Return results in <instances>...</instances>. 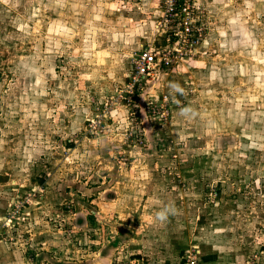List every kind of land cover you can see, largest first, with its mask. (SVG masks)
<instances>
[{
	"label": "rangeland",
	"instance_id": "obj_1",
	"mask_svg": "<svg viewBox=\"0 0 264 264\" xmlns=\"http://www.w3.org/2000/svg\"><path fill=\"white\" fill-rule=\"evenodd\" d=\"M182 4L0 0V264H264V0Z\"/></svg>",
	"mask_w": 264,
	"mask_h": 264
},
{
	"label": "built area",
	"instance_id": "obj_2",
	"mask_svg": "<svg viewBox=\"0 0 264 264\" xmlns=\"http://www.w3.org/2000/svg\"><path fill=\"white\" fill-rule=\"evenodd\" d=\"M174 3L176 8V16H178V24L183 25L186 17V8L184 6L185 4H182L184 3V0H174ZM191 26L192 25H189L187 21L184 22V26L181 27V31L185 36L196 34L195 30H198V28H196L195 26ZM179 31L174 30V32L171 34L175 37H178ZM174 40H176V38H174ZM175 52L176 50L169 54L163 53L161 56V53H158V51L154 48L147 47L143 49L139 53L137 60L135 61V71L132 73V80L134 82L133 88H136L138 85H140L141 81L157 76V73H159L162 67L170 66L173 62L171 54H174L176 56ZM168 116L169 112H163L159 113V115H157V118H159L162 122H165L167 121L166 119H168ZM10 222L11 219H9V223H7L6 226H9ZM187 264H198V262L194 257L189 260Z\"/></svg>",
	"mask_w": 264,
	"mask_h": 264
},
{
	"label": "crops",
	"instance_id": "obj_3",
	"mask_svg": "<svg viewBox=\"0 0 264 264\" xmlns=\"http://www.w3.org/2000/svg\"><path fill=\"white\" fill-rule=\"evenodd\" d=\"M125 148H127L125 146ZM213 258H216L214 257V255H205L202 257L203 259V263L202 264H214L215 263V260Z\"/></svg>",
	"mask_w": 264,
	"mask_h": 264
},
{
	"label": "trees",
	"instance_id": "obj_4",
	"mask_svg": "<svg viewBox=\"0 0 264 264\" xmlns=\"http://www.w3.org/2000/svg\"><path fill=\"white\" fill-rule=\"evenodd\" d=\"M89 218H90V220H93V219H92V218H93L92 216H90Z\"/></svg>",
	"mask_w": 264,
	"mask_h": 264
}]
</instances>
